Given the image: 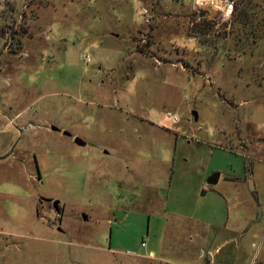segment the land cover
I'll return each mask as SVG.
<instances>
[{
  "label": "rangeland",
  "instance_id": "374dc122",
  "mask_svg": "<svg viewBox=\"0 0 264 264\" xmlns=\"http://www.w3.org/2000/svg\"><path fill=\"white\" fill-rule=\"evenodd\" d=\"M248 1L0 0V264H264Z\"/></svg>",
  "mask_w": 264,
  "mask_h": 264
},
{
  "label": "built area",
  "instance_id": "2783aa9c",
  "mask_svg": "<svg viewBox=\"0 0 264 264\" xmlns=\"http://www.w3.org/2000/svg\"><path fill=\"white\" fill-rule=\"evenodd\" d=\"M196 7H209L214 10L221 18H228L231 15L233 0H194ZM169 116V113H166ZM174 121V118H172Z\"/></svg>",
  "mask_w": 264,
  "mask_h": 264
},
{
  "label": "water",
  "instance_id": "95a60500",
  "mask_svg": "<svg viewBox=\"0 0 264 264\" xmlns=\"http://www.w3.org/2000/svg\"><path fill=\"white\" fill-rule=\"evenodd\" d=\"M50 130H56L57 128L56 127H53V126H50L49 127ZM61 134L62 135H65L67 136L68 133L66 131H61ZM73 143L76 144V145H83V141L79 140L78 138L76 137H73L72 139ZM217 176L218 174L216 172L210 174L207 178H206V183L207 184H214L217 180ZM246 187H247V190L249 192V195L251 196V198L254 200L255 204L257 205V196H256V193L253 189V185L251 183V181L249 179H246ZM57 201L56 200H53L52 201V204L53 205H56ZM261 216V211L258 207H256V214L254 215V218L252 219L253 221H257L259 220ZM82 219H84V216H81Z\"/></svg>",
  "mask_w": 264,
  "mask_h": 264
},
{
  "label": "flooded vegetation",
  "instance_id": "af4514ba",
  "mask_svg": "<svg viewBox=\"0 0 264 264\" xmlns=\"http://www.w3.org/2000/svg\"><path fill=\"white\" fill-rule=\"evenodd\" d=\"M2 158H4V157H2ZM1 158V159H2ZM38 178V173L36 172L35 173V179H37ZM38 180V179H37ZM39 201H45V202H47V204H48V206H47V204H44L45 206H46V208H50V209H52L54 212H56L57 211V207H56V205H53L52 204V201H50V202H48L49 200H47V199H42V198H37V204H39ZM254 221L251 219V220H249L248 222H246L245 223V230L249 227V225H251L252 223H253Z\"/></svg>",
  "mask_w": 264,
  "mask_h": 264
},
{
  "label": "trees",
  "instance_id": "16d2710c",
  "mask_svg": "<svg viewBox=\"0 0 264 264\" xmlns=\"http://www.w3.org/2000/svg\"><path fill=\"white\" fill-rule=\"evenodd\" d=\"M248 5H250V4H249V1L247 0V2H245V4L240 8V10H239L240 19L245 17V15H246V7L248 8Z\"/></svg>",
  "mask_w": 264,
  "mask_h": 264
},
{
  "label": "crops",
  "instance_id": "0c3cea01",
  "mask_svg": "<svg viewBox=\"0 0 264 264\" xmlns=\"http://www.w3.org/2000/svg\"><path fill=\"white\" fill-rule=\"evenodd\" d=\"M147 255H152V252L151 251H147Z\"/></svg>",
  "mask_w": 264,
  "mask_h": 264
}]
</instances>
